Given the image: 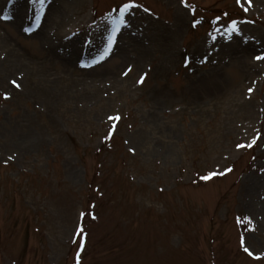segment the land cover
Instances as JSON below:
<instances>
[{"label":"rangeland","instance_id":"374dc122","mask_svg":"<svg viewBox=\"0 0 264 264\" xmlns=\"http://www.w3.org/2000/svg\"><path fill=\"white\" fill-rule=\"evenodd\" d=\"M124 2L0 0V264H264V0Z\"/></svg>","mask_w":264,"mask_h":264},{"label":"snow or ice","instance_id":"6c2138e0","mask_svg":"<svg viewBox=\"0 0 264 264\" xmlns=\"http://www.w3.org/2000/svg\"><path fill=\"white\" fill-rule=\"evenodd\" d=\"M31 2H32V5L34 7L36 5H39V7L36 9L35 17H34L35 21L38 23L40 21V19H41V16H42V14H43V12L45 10V7H46L47 3L49 2V0H31ZM183 2H184L185 7H192V11H193V13H195V7L194 6L188 5L187 0H183ZM237 2L239 3L240 0H237ZM246 3H248L250 5L251 4V0H246ZM139 7H141V5H138L136 3V0H126V2H124L122 4V6L119 8L118 15L116 17H114V18H110L111 29H110V32H109V34L107 36V46L104 49L105 53H107L110 50L111 45L114 43L115 34L121 31V27L122 26L123 27H129V22L126 19L128 14H130L133 9H136V8H139ZM144 11L147 12L148 9H144ZM244 11L245 12L248 11V8L244 7ZM3 18L4 19H8L10 17L4 16ZM197 23H199V21H196L193 24V27H195V25ZM230 30L232 32L237 30V25H236L235 21L232 22ZM25 31H30V29L26 28ZM217 31H219V29H217ZM255 59L261 60V59H264V56L258 55V56L255 57ZM128 71H131V68H129ZM125 75H127V73H125ZM140 82L141 83L143 82V77H141ZM12 84L18 89L21 87V85L19 83H17L15 80L12 81ZM249 90L251 91V89H249ZM9 98L10 97L5 95V99H9ZM111 119H120V118L119 117H112ZM258 139H259V136L255 137L249 144H247V145L240 144V145H238V147L239 148L252 147L256 143V140H258ZM227 171L231 172V171H233V169H228ZM261 171L264 172V169H261ZM215 175H216V172L213 171V172L209 173L208 175L204 176L203 179L210 180ZM244 219L248 220V222L251 223L250 218L245 217ZM82 231L83 230H81V232ZM242 243H243V241H242ZM244 251L246 253H248L249 256L253 255V253L251 251H249L248 247H245ZM254 258L255 259H260L259 256H255Z\"/></svg>","mask_w":264,"mask_h":264}]
</instances>
